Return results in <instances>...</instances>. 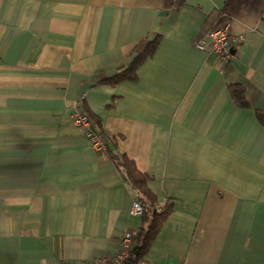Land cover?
Here are the masks:
<instances>
[{
	"label": "crops",
	"instance_id": "0c3cea01",
	"mask_svg": "<svg viewBox=\"0 0 264 264\" xmlns=\"http://www.w3.org/2000/svg\"><path fill=\"white\" fill-rule=\"evenodd\" d=\"M225 26L230 62L196 50ZM76 112L176 203L144 264H264V0H0V264H101L138 229Z\"/></svg>",
	"mask_w": 264,
	"mask_h": 264
},
{
	"label": "trees",
	"instance_id": "16d2710c",
	"mask_svg": "<svg viewBox=\"0 0 264 264\" xmlns=\"http://www.w3.org/2000/svg\"><path fill=\"white\" fill-rule=\"evenodd\" d=\"M160 42L161 38L157 36L152 41L146 42V46L140 54H136L138 48L135 49L127 64L118 70L112 78L102 81L101 84L115 87L122 83L137 81L139 68L146 60L154 56ZM228 91L233 103L238 108H248L243 87L229 86ZM256 115L259 123L264 126V113L256 112ZM92 130L97 135H105L102 131L95 130L93 125ZM100 155L106 157L114 165L123 182L133 193L134 201L139 202L142 206L143 216L139 219L140 224L137 234L133 238L131 255L126 264H144L167 219L175 211L176 203L167 201L162 207L157 205L155 195L149 190V184L153 181V177L142 173L131 159L119 151L117 140L114 137H106V148ZM135 247L138 248L136 256L132 253Z\"/></svg>",
	"mask_w": 264,
	"mask_h": 264
},
{
	"label": "built area",
	"instance_id": "2783aa9c",
	"mask_svg": "<svg viewBox=\"0 0 264 264\" xmlns=\"http://www.w3.org/2000/svg\"><path fill=\"white\" fill-rule=\"evenodd\" d=\"M244 41L242 36L235 37L231 34L229 26L215 30L209 34L206 42L197 43L196 50L214 57L218 62H230L233 58L234 47ZM72 125L81 131L87 140L89 147L96 153H102L106 148V135H97L92 130V123L83 113L76 112L71 120ZM129 215L140 219L143 216V209L139 202L133 201ZM137 234L136 230L122 233L119 239V249L117 254L101 264H126L131 255L133 238ZM77 264V263H71Z\"/></svg>",
	"mask_w": 264,
	"mask_h": 264
},
{
	"label": "water",
	"instance_id": "95a60500",
	"mask_svg": "<svg viewBox=\"0 0 264 264\" xmlns=\"http://www.w3.org/2000/svg\"><path fill=\"white\" fill-rule=\"evenodd\" d=\"M132 253L134 256H136L138 254V248L135 247L133 250H132Z\"/></svg>",
	"mask_w": 264,
	"mask_h": 264
},
{
	"label": "rangeland",
	"instance_id": "374dc122",
	"mask_svg": "<svg viewBox=\"0 0 264 264\" xmlns=\"http://www.w3.org/2000/svg\"><path fill=\"white\" fill-rule=\"evenodd\" d=\"M209 36V35H208ZM207 55V54H206ZM208 57H212V56H209L207 55ZM214 59V61L218 62L214 57H212ZM232 60V59H231ZM133 218V217H132Z\"/></svg>",
	"mask_w": 264,
	"mask_h": 264
}]
</instances>
